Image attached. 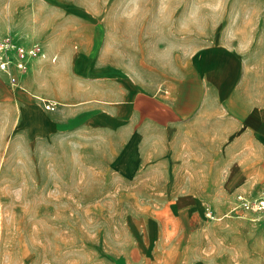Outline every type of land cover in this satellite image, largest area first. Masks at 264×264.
I'll return each instance as SVG.
<instances>
[{"label":"crops","instance_id":"0c3cea01","mask_svg":"<svg viewBox=\"0 0 264 264\" xmlns=\"http://www.w3.org/2000/svg\"><path fill=\"white\" fill-rule=\"evenodd\" d=\"M249 4L193 47L137 35L113 61L57 36L26 73L0 69V176L38 164L40 198L49 166L73 176V197L115 214L113 264H264L260 227L219 219L264 191V0Z\"/></svg>","mask_w":264,"mask_h":264},{"label":"rangeland","instance_id":"374dc122","mask_svg":"<svg viewBox=\"0 0 264 264\" xmlns=\"http://www.w3.org/2000/svg\"><path fill=\"white\" fill-rule=\"evenodd\" d=\"M255 1L0 0V32L26 47L54 45L57 36L68 38L74 52L88 46L94 57L102 59L106 45L108 57L119 61L122 46L137 35L160 49L193 47L218 35H230L233 19ZM84 61L86 56L80 54L78 71ZM30 175L21 171V176H0V264H113L105 247L121 246L103 241L119 236L115 214L111 220L102 204L89 211L82 203L87 197H73V176H59L52 166L46 197L40 198L38 164ZM236 210L222 213L219 219L248 221L260 227L264 240L257 217Z\"/></svg>","mask_w":264,"mask_h":264},{"label":"built area","instance_id":"2783aa9c","mask_svg":"<svg viewBox=\"0 0 264 264\" xmlns=\"http://www.w3.org/2000/svg\"><path fill=\"white\" fill-rule=\"evenodd\" d=\"M42 55L41 47H26L14 39L0 37V69L15 67L22 74L27 72L30 59ZM237 209L251 213L257 217L264 229V193L257 197H237Z\"/></svg>","mask_w":264,"mask_h":264},{"label":"bare ground","instance_id":"6f19581e","mask_svg":"<svg viewBox=\"0 0 264 264\" xmlns=\"http://www.w3.org/2000/svg\"><path fill=\"white\" fill-rule=\"evenodd\" d=\"M5 37V36H4Z\"/></svg>","mask_w":264,"mask_h":264}]
</instances>
